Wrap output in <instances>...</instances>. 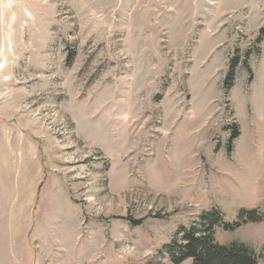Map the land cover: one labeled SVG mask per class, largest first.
Here are the masks:
<instances>
[{
	"label": "rangeland",
	"instance_id": "obj_1",
	"mask_svg": "<svg viewBox=\"0 0 264 264\" xmlns=\"http://www.w3.org/2000/svg\"><path fill=\"white\" fill-rule=\"evenodd\" d=\"M263 31L264 0H0V264H172L214 208L264 264Z\"/></svg>",
	"mask_w": 264,
	"mask_h": 264
},
{
	"label": "trees",
	"instance_id": "obj_2",
	"mask_svg": "<svg viewBox=\"0 0 264 264\" xmlns=\"http://www.w3.org/2000/svg\"><path fill=\"white\" fill-rule=\"evenodd\" d=\"M234 68L232 65L227 76L226 90L233 82ZM235 138L237 136L232 139ZM240 216L243 219L257 220L258 213L256 210L250 212L244 210ZM201 218L203 228L197 225L192 229H182L181 243L170 251L172 264H182L187 260H190L191 264H258L259 258L251 248L237 243L221 245L215 240L213 231L215 226H222L228 231L239 227L240 222L233 225L226 223L224 216L217 208L208 211Z\"/></svg>",
	"mask_w": 264,
	"mask_h": 264
}]
</instances>
